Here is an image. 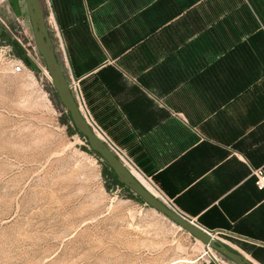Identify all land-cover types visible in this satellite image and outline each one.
I'll return each mask as SVG.
<instances>
[{
  "label": "crops",
  "instance_id": "0c3cea01",
  "mask_svg": "<svg viewBox=\"0 0 264 264\" xmlns=\"http://www.w3.org/2000/svg\"><path fill=\"white\" fill-rule=\"evenodd\" d=\"M94 123L176 210L264 264V0H48Z\"/></svg>",
  "mask_w": 264,
  "mask_h": 264
},
{
  "label": "rangeland",
  "instance_id": "374dc122",
  "mask_svg": "<svg viewBox=\"0 0 264 264\" xmlns=\"http://www.w3.org/2000/svg\"><path fill=\"white\" fill-rule=\"evenodd\" d=\"M37 2L52 56L97 146L53 86L26 0H3L1 20L12 29L18 18L17 34L30 45L22 72L0 66V264H237L225 234L194 232L94 123L62 55L51 6ZM7 35L0 26V37Z\"/></svg>",
  "mask_w": 264,
  "mask_h": 264
},
{
  "label": "built area",
  "instance_id": "2783aa9c",
  "mask_svg": "<svg viewBox=\"0 0 264 264\" xmlns=\"http://www.w3.org/2000/svg\"><path fill=\"white\" fill-rule=\"evenodd\" d=\"M2 1L3 0H0V3ZM12 25H13V28L9 29L8 26L4 24V22L0 18V26H2L3 29L7 31V33L9 34L5 36L6 39L2 38L3 36L0 37V66L7 68L12 73H20L25 68L24 62H23L24 58H22V55L25 56L26 52H28L27 46L29 43L23 44L21 38L17 34V32L18 33L20 32L19 31L20 29L23 30L22 22L18 18H16L12 22ZM251 173H252V176L254 177V184L256 188L260 191H264V170L263 168H254ZM172 209L173 211H175L174 208ZM190 221L191 223L194 224V226L204 231L205 233L207 234L211 233L210 231L201 228L193 220H190Z\"/></svg>",
  "mask_w": 264,
  "mask_h": 264
},
{
  "label": "bare ground",
  "instance_id": "6f19581e",
  "mask_svg": "<svg viewBox=\"0 0 264 264\" xmlns=\"http://www.w3.org/2000/svg\"><path fill=\"white\" fill-rule=\"evenodd\" d=\"M39 40L40 41H39L38 49L42 53L41 55L43 56V58L45 60V63L48 64L49 71H48V69H47V71H48L51 79L53 77L52 83H53V86L55 85L54 88L57 90V92H58V94H59V96L61 98V101L63 102L65 107L66 108L68 107L67 109L71 111L75 122L79 125V127L81 129L87 131L86 125L83 123V121L80 119V117L78 115V112L76 110V107L74 105L72 97H71V95H70V93L68 91V88H67L65 80H64V78L62 76V73H61V71L59 69V66L57 65V62L54 60L55 58H53L54 55L52 56V52H51L52 50L50 49V46H48L49 44H47L45 42H42L40 37H39ZM92 141L96 143V140L93 137H92ZM96 146H97V143H96ZM104 152L107 154V156H109V158H111V156L108 154L107 151L104 150ZM2 156H4V154ZM113 165L115 166V169L118 172H120V173L125 175V172L123 171L122 167L119 164L114 162ZM0 183H2V182H0Z\"/></svg>",
  "mask_w": 264,
  "mask_h": 264
},
{
  "label": "water",
  "instance_id": "95a60500",
  "mask_svg": "<svg viewBox=\"0 0 264 264\" xmlns=\"http://www.w3.org/2000/svg\"><path fill=\"white\" fill-rule=\"evenodd\" d=\"M26 7H27V11H28V14H29V17H30L31 26H32V30H33V34H34V38H35L36 45L39 47V41H40L39 40V37H40V39H41L42 42H45L47 44L48 43L50 44V49L52 50L51 43L49 42V39L47 37L46 29H45V27L43 25V21H42V17H41V11H40V7L38 5L37 0H26ZM22 58H24V55H22ZM85 132L88 133L90 135L91 139H92V136H91V134L88 131V128H87V131H85ZM193 227L194 228L192 230L194 232H196L198 234H201L202 236L207 235V233H205L204 231L200 230L196 226H193ZM204 237H206V236H204ZM209 238L210 237H207V239H209ZM210 242H211V244H213V243L218 244L212 238H210ZM221 248H223V247H221ZM234 260L236 261L237 264H251L246 259L242 258L240 255H235V259Z\"/></svg>",
  "mask_w": 264,
  "mask_h": 264
}]
</instances>
